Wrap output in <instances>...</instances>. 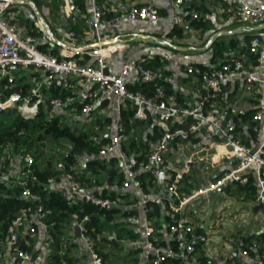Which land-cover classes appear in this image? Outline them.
I'll return each mask as SVG.
<instances>
[{"label":"crops","instance_id":"crops-1","mask_svg":"<svg viewBox=\"0 0 264 264\" xmlns=\"http://www.w3.org/2000/svg\"><path fill=\"white\" fill-rule=\"evenodd\" d=\"M53 1L37 0L33 3L34 7L30 2L20 3L13 9L19 28L30 33V27L33 25L38 30L35 26V23H41L38 10L47 25L50 28L53 25L57 35L70 42L67 23L71 16H77V19L81 17L85 24L80 27L77 21L75 26L85 31L84 38L91 43V0H86L87 14L77 15H74V10L77 7L73 0H61L62 3L58 7L53 5ZM238 1L186 0V7L189 6L196 11L199 18L190 19L181 25H174L171 19L183 9L176 4L175 0H106L108 12L113 16L132 6L145 4L156 6L160 14L159 20L155 22L122 20L113 27L104 28L106 32L111 33V37L103 45L120 47L108 59V71L119 74L124 64L143 61L158 70L163 82L169 86L171 92L167 96L168 103L180 106L196 105L203 93L202 82L198 74L188 72L190 67L212 70L222 65L232 54L247 53L250 40L254 36H258L264 41V23L243 24L236 19L234 10L239 4ZM242 1L250 5L264 2V0ZM73 7L74 9H72ZM86 26L87 28H85ZM167 38L170 39L169 43L166 42ZM82 40L75 41L76 47L81 50L80 52L88 51L90 45L80 44L79 42ZM217 44L223 45L226 49L221 51ZM79 57L85 61L89 59L85 54H80ZM249 63L251 66L253 64L256 75L264 78V57L250 55ZM16 75L17 80L22 79L20 85L28 84L30 86L29 92L34 90L38 82L44 81V74L41 70L24 68ZM127 84L128 86L137 85V76L129 75ZM51 88L52 84L50 83L42 85L41 93L44 96V101L45 98L48 99L45 103H50L52 99L56 98L53 97ZM224 89L225 99L214 105L213 114L222 120L233 118L241 123V126L247 127L251 118L243 120V116L254 111L262 102L259 86L248 84L246 80L234 76L232 85L229 87L227 85ZM70 92L76 97V102L73 105L66 109L54 108V110L48 107V111H52L51 114L54 116L61 115L67 125L76 132L89 131L90 127L93 128L92 134L100 135V130H98L100 127L102 131L100 138H110L107 133V124L117 118L116 113L108 110L111 97L104 95L97 86L84 85L77 80L74 81V89ZM87 103L93 104L94 110L84 118L81 116L80 110ZM104 120H106L105 123L102 122ZM138 121L143 120L138 119ZM78 125H82V127ZM145 127L135 126L132 135L139 140ZM190 136L197 140L196 143L189 138ZM145 138L146 136L143 137V139ZM179 140L180 143L177 144V147H172L166 156L169 167L168 174L172 179L178 180L181 195H189L206 181H212L222 175L225 170V161L220 160V157L225 153V148L220 145L216 153L214 145L221 144V139L213 138L204 132L180 136ZM67 143L68 153L71 144ZM201 150L206 151L210 156L203 162L188 164L187 158L192 153ZM56 153L50 147L47 148L44 152L45 160L39 163V168L44 169L48 158ZM211 156H213V160ZM114 157L118 159L117 156L114 155ZM79 164L84 166V161L81 158H79L75 170L83 173ZM111 171L112 174L122 172L119 159ZM11 173L17 180H22V166L19 163L12 165ZM87 176L89 177V173ZM93 181L98 184L91 188L85 187L88 192H100L103 189L116 191L119 195L126 196L124 201L128 203H136L143 197L165 194L162 179L155 181L154 185H148L149 194L134 187L124 189L122 186L119 188L116 185H109L107 180L102 178L93 177ZM235 187L234 183H227L219 190L188 203L184 207V211L181 212L180 215L190 216L198 224L202 233H208L212 237L208 246L199 248L195 253L193 259L196 264H256L258 259H264V209L255 210L257 206L253 202L254 199L247 200L245 192H240ZM127 209L137 210L138 215L117 218L116 222L121 223L126 229L123 236H119L115 232L116 230H107L98 240V249L103 255L104 264H153L152 251L146 246L134 244L133 237L144 239L148 215L146 216L142 207L130 206ZM165 216L162 215L158 219L151 218V223L154 229V238L162 244L170 245L168 222L165 220ZM173 216L179 218L178 214ZM28 226L29 224L19 229L21 235L25 236V246L32 254H35V258L41 264H49L52 246L48 244V229L37 227L36 233L32 235L28 233ZM77 226L81 225L75 220L66 225L61 239V247L73 260V264H93L81 237L79 238L75 234ZM112 232L116 233V237H112ZM240 239L245 242V249L248 251L246 255L242 253V249L238 245ZM0 264H26L12 250L8 236L0 245ZM165 264H175V261L170 259Z\"/></svg>","mask_w":264,"mask_h":264},{"label":"built area","instance_id":"built-area-1","mask_svg":"<svg viewBox=\"0 0 264 264\" xmlns=\"http://www.w3.org/2000/svg\"><path fill=\"white\" fill-rule=\"evenodd\" d=\"M34 1L37 0H0V108L4 109V112L14 111L24 120H31L38 115L40 106L45 103L41 93L43 83H50L68 93L64 98L58 96L50 101L55 109H66L76 102L75 95L70 92L74 89V81H80L84 85L97 86L104 95L111 97L108 110L117 114L115 121H111L107 126L110 142L100 148L98 155L102 157L117 156L122 166V187L124 189L134 187L140 191H143V186L138 171L135 169V163L124 150V124L121 112L128 103H132L136 106L134 115L136 119L145 120L148 116L158 118V124L164 133L158 139L155 148L146 156L142 171L148 173L155 181L162 179L165 194L143 197L133 203L131 207H142L147 216L152 211L150 204L155 203L160 205L167 214H178L179 218L167 226L171 240L170 245L162 244L154 238L151 220L146 219L147 227L144 239H137L134 244L146 246L152 251L153 264H165L170 259L179 260L182 264H196L193 257L197 250L208 246L212 241V237L208 233H202L198 224L190 216L180 215L184 211V207L195 199L215 192L227 183L246 185L252 174L258 190L253 202L256 206L262 205L264 208V78L258 77L253 64L251 66L249 63L250 55L264 57V41L260 37L254 36L250 40L247 53L232 54L217 68L202 72L198 68L190 67L189 73L200 75L203 93L196 105L180 106L175 103L158 101L155 98L147 97L140 91L128 89L127 77L131 74L137 76L138 84L155 83L161 79L160 72L147 67L143 61L124 64L119 74L106 72L108 59L120 47L103 45L111 37V33L106 32L104 28L113 27L122 20L158 21L160 14L156 6L150 4L132 6L109 18L107 5L100 3L99 0H91V43L86 38L79 42L82 45H90L89 50L80 52L81 50L78 49L73 52L59 48L62 57L59 60L38 48L41 41L52 42L41 21V23H35L41 36H33L22 31L15 21L16 15L13 9L20 3L30 2L33 6ZM175 2L183 9L171 19L174 25H181L190 19L199 18L196 11L190 9L189 6L186 7V0H175ZM238 3L234 15L239 22L255 25L264 23V2L250 5L239 0ZM81 13L78 8L74 10V15ZM76 22L77 16H71L67 23L70 43L75 46H77L76 33L72 29ZM166 42L169 43L170 39L167 38ZM80 54L87 55L90 63L84 62L79 57ZM24 68L41 70L44 74V81L38 82L34 90L27 95H22L19 86L15 83L16 73ZM234 76L246 80L248 84L258 85L262 95V102L254 110L250 124L247 127L241 126V129L239 128L240 123L233 118L222 120L216 117L212 111L218 101L225 99L224 88L227 85L228 87L232 85ZM13 88H17V90L7 96L6 92ZM163 91L162 87L158 89L159 96L163 95ZM93 110L94 105L87 103L81 108L80 114L86 118ZM174 125L184 126V129L187 125L188 130L171 131L170 127ZM197 132H204L213 138L221 139V144H216L214 147H216V153L220 145L225 148V153L220 157V160L225 161V170L223 175L212 181H206L189 195H181L178 180L172 179L168 174L169 167L166 156L173 147L176 137L194 135ZM33 152L25 159L29 173L35 164L36 151ZM209 156L206 151H196L187 158V163L203 162ZM90 157L85 153L81 159L85 161ZM211 159L213 160V156ZM12 165L13 161L10 160L9 155L0 158V183H7L11 180ZM57 166L59 169L65 168L61 160L58 161ZM48 184L51 188L61 192L69 204L83 201L104 209H111L121 203L120 199L113 201L103 198L100 193L88 192L75 176L51 177L48 179ZM18 185L23 189V198L32 201L38 200V197L32 194L28 188L27 180L19 181ZM29 212H32L29 207L22 209L19 216L12 222L9 227L8 242L21 261L26 264H41L31 253L20 250L22 240L26 243V239L21 235L19 229L29 224L28 233L33 235L36 233L37 227L48 229V227H53L55 222L49 226L44 222L49 215H52V210L45 209L42 205L35 207L31 219L27 218ZM88 221L89 217L85 216L80 222L82 242L92 263L104 264L98 252L97 242L85 234L84 225ZM112 237H116L115 232H112ZM54 242L53 236L49 234L48 244L51 245ZM238 245L244 255L248 254L243 239L238 240ZM256 264H264V259H258Z\"/></svg>","mask_w":264,"mask_h":264},{"label":"trees","instance_id":"trees-1","mask_svg":"<svg viewBox=\"0 0 264 264\" xmlns=\"http://www.w3.org/2000/svg\"><path fill=\"white\" fill-rule=\"evenodd\" d=\"M105 1L106 0H99L100 3L106 4ZM73 2L74 5L81 10L82 14H87L86 0H73ZM61 3V0L53 1V5L56 7ZM107 16L110 18L113 15L108 12ZM77 21L80 27L85 24L81 17L77 19ZM85 28H87V26ZM72 30L76 33V40L79 41L84 38L85 31L77 26H74ZM30 34L33 36H41V33L33 25L30 27ZM217 45L221 51L226 49L221 44ZM38 48L59 60L62 59L58 46L53 42L41 41L38 44ZM84 62L90 63V60H84ZM144 64L147 67L152 68L150 64ZM200 70L202 72L207 71L205 69ZM21 81L22 79L17 80L16 75L15 83L20 85L19 83ZM20 86L22 95L29 94L30 86L28 84ZM160 87L164 89L162 96H159L158 94V89ZM128 89L132 91H140L147 97L165 102H167V96L171 92L169 86L165 84L162 79H159L155 83H142L128 86ZM16 90L17 88H13L10 91H7L6 95H10ZM51 92L53 97L61 96L64 98L68 95V93H65L60 88L55 87V85H52ZM48 107H51V109L54 110V107L50 105L49 102L42 104L39 108L38 115L31 120H24L18 115L10 119V115L14 114V111L5 112L0 116V158L9 155L13 164L19 163L22 166V180L28 181V188L31 193L38 197V200L36 201L23 198V189L18 185V182L21 180H17L13 176L9 182L0 183V245L8 236L10 225L19 216L22 209L28 207L32 209V212L27 214V218L31 219L35 207L37 205H42L45 209L52 210V215H49L44 222L48 226L52 222H55L53 227H48V233L52 235L55 240L54 244H51L52 255L49 264H73V260L61 247V239L66 225L74 220L80 223L85 216H88L89 221L84 225L85 234L93 238L98 244V240H100L103 233L107 230H116L115 232L119 234V236H123L126 229L123 228L121 223L116 222L117 218L119 216L126 217L128 215H138V211L127 209L133 203L125 202L124 199L126 196L119 195L116 191L103 189L100 192H95L97 194L100 193L103 198H108L113 201L117 199L121 200L120 205L112 207L111 209H104L83 201L69 204L61 192L56 191L49 186V178L71 175L75 176L83 184L84 188H91L98 184L97 181V183L93 181V177L106 179L109 185H116L120 188L123 182V173L112 174L111 169L118 163L116 157H102L98 155L100 148L108 144L110 138H100V135H94L91 131L76 132L67 125L61 115H52V111L49 112ZM135 111L136 106L132 103H128L121 112L124 124V150L133 158L135 169L138 171L139 179L142 181L143 192L149 194L148 185H154L155 179L148 173L142 171V165L146 161V156L155 148L154 145L163 135L164 131L158 124V118L148 116L147 119L138 121V119L134 117ZM254 112L255 111L246 113L243 116V120H247L249 117L251 118ZM102 122L105 123L106 120ZM135 126H146L145 129L142 130V135L139 140L132 135ZM239 128L241 129V123ZM170 129L171 131L185 130L184 126L181 125L171 126ZM144 136H146L145 139H143ZM189 138L196 143L197 140H194L192 136ZM179 139L180 137H176L173 147H177V144L180 143ZM62 140H67L71 144L70 151L65 154L63 158H60L58 153L55 155L52 154L48 158L45 168L40 169L39 163L45 160L44 152L47 143H59ZM34 150L36 151L35 164L31 167L32 171L29 173L25 159L28 155H32ZM85 153L91 157L84 161V166L83 164H79L81 170H83V173H80L75 170V166L78 165L79 158ZM59 160L64 163V169L58 168L57 163ZM87 173H89V177L87 176ZM235 185V189L240 192H245L247 200H253L256 197L258 190L255 185V178L252 174L246 185ZM181 190H184V188H181ZM150 207L152 208V211L148 214L149 220L155 217L158 219L162 215H166L165 220L168 224H172L178 219V216H173L174 214H167L158 204H150ZM133 237L134 240H137L138 238L135 236ZM24 251L31 253L27 246H25ZM98 252L104 262L103 255H101L99 249ZM32 255L35 257V254ZM174 261L175 264H182L179 260L174 259Z\"/></svg>","mask_w":264,"mask_h":264},{"label":"water","instance_id":"water-1","mask_svg":"<svg viewBox=\"0 0 264 264\" xmlns=\"http://www.w3.org/2000/svg\"><path fill=\"white\" fill-rule=\"evenodd\" d=\"M72 9H74V7ZM37 13H38L39 18H41L42 24L46 27V30H47L48 35L51 37L52 42L55 45H57L59 48H62V49L68 50V51L75 52V51L78 50V48L75 45H73L72 43H70V42L64 40L63 38L59 37L58 35H56L52 31V29L47 25L46 21L43 19L42 15L38 12V10H37ZM106 72L108 73V70ZM47 100L48 99L45 98V102ZM4 111H5L4 109L0 108V116L4 113ZM185 129H186V131L188 130V126L187 125H185ZM258 209H264V208H263L262 205H259V206L256 207L255 210H258ZM75 234H76L77 237H79V238L81 237V229H80V227L77 226L75 228ZM25 245H26L25 241L22 240L21 245H20V250L21 251L24 250Z\"/></svg>","mask_w":264,"mask_h":264},{"label":"rangeland","instance_id":"rangeland-1","mask_svg":"<svg viewBox=\"0 0 264 264\" xmlns=\"http://www.w3.org/2000/svg\"><path fill=\"white\" fill-rule=\"evenodd\" d=\"M51 25V24H50ZM51 28H52V30H53V32L57 35V31H56V29H55V27L53 26V25H51ZM32 69V68H31ZM5 113V112H4ZM3 113V114H4ZM15 116H17L16 115V113H14V114H11L10 115V119H12V118H14ZM79 127H82V125H78ZM89 131H91L92 132V130H93V128L91 129L90 127H89V129H88ZM98 130H100V135H101V128L99 127L98 128ZM68 141H65V140H62L61 142H59V143H47V148H51V149H53L54 151H56L58 154H59V157L60 158H63V156H65V154H67V149H68V143H67Z\"/></svg>","mask_w":264,"mask_h":264}]
</instances>
